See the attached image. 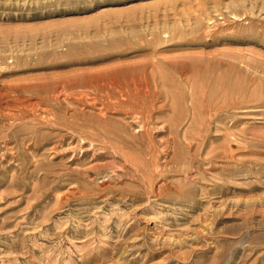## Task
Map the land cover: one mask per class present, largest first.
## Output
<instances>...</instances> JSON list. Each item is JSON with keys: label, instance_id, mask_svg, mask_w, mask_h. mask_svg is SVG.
<instances>
[{"label": "rangeland", "instance_id": "obj_1", "mask_svg": "<svg viewBox=\"0 0 264 264\" xmlns=\"http://www.w3.org/2000/svg\"><path fill=\"white\" fill-rule=\"evenodd\" d=\"M0 264H264V0H0Z\"/></svg>", "mask_w": 264, "mask_h": 264}, {"label": "bare ground", "instance_id": "obj_2", "mask_svg": "<svg viewBox=\"0 0 264 264\" xmlns=\"http://www.w3.org/2000/svg\"><path fill=\"white\" fill-rule=\"evenodd\" d=\"M98 81H100V80H97V84H98V86L99 87H102V88H105V89H107L108 91H111L112 93H117L116 95H120V93H121V88L122 87H120V85H116V84H110V85H108V84H106V82H98ZM104 81H105V79H104ZM113 82H114V80H113ZM131 82V81H130ZM129 85H132V87L134 86L133 85V82H131V83H128ZM137 85V84H136ZM135 87V86H134ZM60 88V87H59ZM126 90V89H125ZM125 92V91H124ZM83 94V93H82ZM137 94V93H136ZM107 95V94H106ZM108 97H109V95H108ZM107 97V98H108ZM122 97V96H121ZM125 97V96H124ZM132 97V96H131ZM135 97H136V95H135ZM139 97V96H138ZM137 98V97H136ZM140 98V97H139ZM109 99V98H108ZM125 99V98H124ZM123 99V100H124ZM132 100V99H131ZM133 101V100H132ZM140 101H141V99H140ZM142 102V101H141ZM94 103V102H93ZM141 107H143V105L141 106ZM119 108V107H118ZM134 109V108H133Z\"/></svg>", "mask_w": 264, "mask_h": 264}]
</instances>
